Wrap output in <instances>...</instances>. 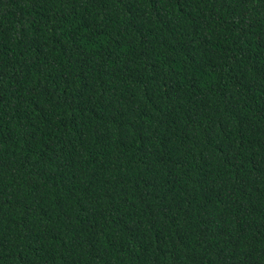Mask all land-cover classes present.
<instances>
[{
	"label": "trees",
	"instance_id": "1",
	"mask_svg": "<svg viewBox=\"0 0 264 264\" xmlns=\"http://www.w3.org/2000/svg\"><path fill=\"white\" fill-rule=\"evenodd\" d=\"M0 264H264V0H0Z\"/></svg>",
	"mask_w": 264,
	"mask_h": 264
}]
</instances>
